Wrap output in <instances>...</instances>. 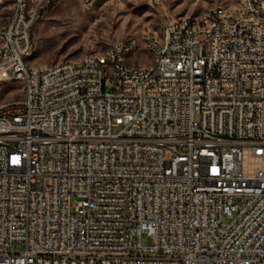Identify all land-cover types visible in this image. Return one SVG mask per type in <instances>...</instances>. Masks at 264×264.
<instances>
[{
  "label": "built area",
  "instance_id": "built-area-1",
  "mask_svg": "<svg viewBox=\"0 0 264 264\" xmlns=\"http://www.w3.org/2000/svg\"><path fill=\"white\" fill-rule=\"evenodd\" d=\"M51 1L0 0V90L24 93L0 106V264H264V0L148 33L134 67V40L35 64Z\"/></svg>",
  "mask_w": 264,
  "mask_h": 264
},
{
  "label": "rangeland",
  "instance_id": "rangeland-1",
  "mask_svg": "<svg viewBox=\"0 0 264 264\" xmlns=\"http://www.w3.org/2000/svg\"><path fill=\"white\" fill-rule=\"evenodd\" d=\"M241 1L101 0L86 7L80 0H53L33 29L32 60L38 65L78 61L89 54L107 52L114 43L134 40L140 48L137 54L128 56V66H149L152 59L143 45L145 35L157 33L162 37L165 27L175 20L218 7L232 9ZM110 87L109 83L108 91ZM23 98L22 81L2 85L0 106L20 102ZM77 200L76 197L71 200L72 211ZM142 244L151 246L152 240L144 236Z\"/></svg>",
  "mask_w": 264,
  "mask_h": 264
},
{
  "label": "bare ground",
  "instance_id": "bare-ground-1",
  "mask_svg": "<svg viewBox=\"0 0 264 264\" xmlns=\"http://www.w3.org/2000/svg\"><path fill=\"white\" fill-rule=\"evenodd\" d=\"M99 1L101 0H94V4L98 3ZM155 34V38L156 39H165V31L163 33V36L161 37L159 34L157 33H154ZM106 53H114V45L111 47V49L109 51H107ZM127 59H128V56H123V63H124V66H128L127 64ZM77 64H86V57H84L83 59L81 60H78L77 61Z\"/></svg>",
  "mask_w": 264,
  "mask_h": 264
}]
</instances>
